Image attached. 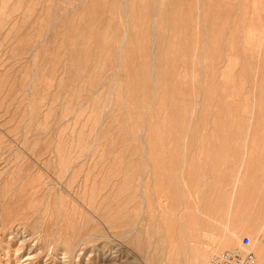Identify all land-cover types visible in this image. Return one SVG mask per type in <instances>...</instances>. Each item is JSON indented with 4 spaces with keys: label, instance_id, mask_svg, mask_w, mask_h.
I'll return each mask as SVG.
<instances>
[{
    "label": "rangeland",
    "instance_id": "rangeland-1",
    "mask_svg": "<svg viewBox=\"0 0 264 264\" xmlns=\"http://www.w3.org/2000/svg\"><path fill=\"white\" fill-rule=\"evenodd\" d=\"M264 264V0H0V264Z\"/></svg>",
    "mask_w": 264,
    "mask_h": 264
},
{
    "label": "built area",
    "instance_id": "built-area-1",
    "mask_svg": "<svg viewBox=\"0 0 264 264\" xmlns=\"http://www.w3.org/2000/svg\"><path fill=\"white\" fill-rule=\"evenodd\" d=\"M249 245V238L243 236L241 247L232 250H222L209 258L206 264H257L256 256L246 247Z\"/></svg>",
    "mask_w": 264,
    "mask_h": 264
},
{
    "label": "bare ground",
    "instance_id": "bare-ground-1",
    "mask_svg": "<svg viewBox=\"0 0 264 264\" xmlns=\"http://www.w3.org/2000/svg\"><path fill=\"white\" fill-rule=\"evenodd\" d=\"M213 256H214V255H213ZM257 264H259V263H258V260H257Z\"/></svg>",
    "mask_w": 264,
    "mask_h": 264
}]
</instances>
